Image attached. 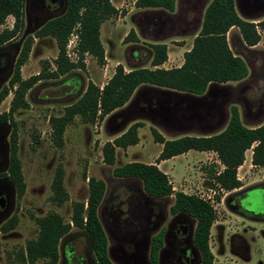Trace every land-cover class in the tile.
I'll list each match as a JSON object with an SVG mask.
<instances>
[{"label": "rangeland", "instance_id": "obj_1", "mask_svg": "<svg viewBox=\"0 0 264 264\" xmlns=\"http://www.w3.org/2000/svg\"><path fill=\"white\" fill-rule=\"evenodd\" d=\"M136 0H110L118 13L101 25V36L105 46L112 47L109 53L122 62L126 68L127 57L130 55L131 42H124L132 27V19L127 14L131 9L134 13ZM211 0H175L176 10L171 16L158 10H140L134 17L136 30L147 43L167 42L179 46L190 42L198 33L202 23L206 6ZM255 18H264V13ZM30 19V25H28ZM149 20L150 23H146ZM13 19L6 20L5 26L11 27ZM33 17H25L23 30L11 41L0 56L17 59L25 39L34 33ZM78 26L76 27L77 34ZM78 35V34H77ZM33 38V44L27 60L20 68L21 79L26 80L47 69H54V61L58 54L57 45L52 38ZM180 39H183L181 42ZM78 39L75 43L77 53L72 54L67 48L66 56L69 61L77 63ZM70 55H68V53ZM240 54L245 59L249 74L240 82L229 83L224 86L211 87L202 98H192L196 102L191 108L194 111L205 109L208 118L201 121V125L215 124V128L208 131L214 135L225 129L230 108L235 106L240 115L241 123L246 128H255L264 123V31L261 32L260 42L254 48H244ZM105 56V53H104ZM14 60V63H15ZM106 60H104V64ZM108 63V62H107ZM83 70H74L58 80H41L26 92L27 107L15 111L9 124L0 123L1 131H7V142L13 130L17 133V156L21 164L24 181V193L18 197L12 187L13 197L10 213L0 224L4 225L13 216L17 222L12 230L4 233L0 230V264H21L16 254L26 243L35 240L38 235L36 219L48 214L59 215L65 223L71 220L75 203H85L88 195V179L93 178L105 183V194L98 208V216L105 230L108 240V253L114 264H127L126 259H147L149 241L161 229H167L174 218L169 208L174 202L175 193L182 192L206 199L208 189L206 183L210 169H223L218 157L212 152L207 157L193 151L187 156H178L161 165V171L168 177L172 187V195L166 199L156 200L148 197L139 180H123L113 176L116 167L127 164L131 158L137 157L150 160L156 155L158 145L148 126L138 130L141 147L129 148L127 157L119 152L113 166L104 164L101 148L112 138L121 134L133 122L126 112L107 116L96 124L83 123L76 117L66 126L61 148L53 145L51 117H60L66 105L72 102L75 94L82 92L89 82L98 86L101 84V66L92 56L83 57ZM14 67V64H13ZM6 78L2 86L7 85ZM2 75V74H0ZM108 77V76H107ZM12 93L0 104V114L7 113ZM199 103V104H198ZM165 109V105L163 107ZM178 107L175 108L177 110ZM193 114V113H192ZM122 121V122H121ZM121 122V126L119 123ZM196 121L188 134L201 135ZM162 132H166L163 131ZM204 132V131H203ZM168 134V133H165ZM186 133L168 134L171 138L183 136ZM245 153L244 162L237 170V177L242 188L232 192L219 193L220 201L212 204L216 219L210 230L209 249L213 255L212 264H264V168H255ZM252 155V154H251ZM58 173L62 175L63 189L67 199L57 205L53 202L52 183ZM154 201L165 207V219L154 231H144L145 237L140 243L131 242L128 234H122L124 224L134 221V200ZM153 203V202H152ZM194 226L195 220L190 219ZM69 235V236H68ZM60 245V259L62 249L77 247L89 255L92 252L85 234L72 227L71 231ZM123 237H122V236ZM65 259H68L64 255ZM200 259V258H199ZM37 264H42L39 261ZM66 264V263H65Z\"/></svg>", "mask_w": 264, "mask_h": 264}, {"label": "trees", "instance_id": "obj_2", "mask_svg": "<svg viewBox=\"0 0 264 264\" xmlns=\"http://www.w3.org/2000/svg\"><path fill=\"white\" fill-rule=\"evenodd\" d=\"M23 0H0V48L10 43L22 30ZM137 9H153L169 13L175 10V0H136ZM117 9L110 0H69L64 15L47 22L34 38H52L55 40L58 54L54 69H45L38 75L26 80L21 79L20 68L27 60L33 36L23 42L15 68L8 84L0 89V104L13 94L7 113L0 114V123L9 124L12 115L19 109L27 107L26 92L41 80H58L74 70H83V57L92 56L97 63L104 65V49L100 41V27L108 19L116 16ZM14 18L12 28L5 27L6 19ZM78 26L79 60L73 63L66 56V45L72 31ZM231 28H237L247 47H255L260 42L259 31L264 30V20L257 24L241 19L235 10L234 0H211L207 5L200 30L195 35L191 49L183 56L179 68L165 70L160 68L167 60V47L163 43L149 45L151 55L149 68H134L125 72L122 65L115 68L113 76L100 89L89 82L86 88L75 94L60 117H51L53 145L61 148L66 126L78 116L83 123L102 122L115 110L123 107L141 85H149L168 91L195 96L204 95L211 87L240 82L249 74L246 62L232 53L226 35ZM124 42H138L133 30L126 35ZM142 122L131 124L123 133L107 141L101 148L104 164L113 166L116 160V149L125 150L138 144V129ZM153 142L162 145V150L155 164L139 162L127 163L116 167L113 176L123 180H139L144 193L154 199H166L173 191L168 177L157 165L161 161L186 154L189 151L213 152L217 155L223 169L215 167L208 173L207 189L218 192L215 201H220L219 190L232 192L242 188L237 177V170L244 162L245 153L251 149L253 167L264 168V123L255 128L242 125L239 111L235 106L230 108V117L224 130L209 136H182L166 141L154 128H150ZM9 166L6 176L14 185L18 197L24 193V181L21 164L17 156V133L12 131L9 137ZM89 195L85 203H75L71 220L65 223L57 214H48L36 219L38 235L35 240L26 243L16 255L21 264H58L59 243L71 231V226L82 231L92 250L94 264H114L108 254V241L98 217V208L105 194V183L93 178L88 179ZM53 202L61 205L67 194L63 189L62 175L58 173L52 183ZM174 202L169 208L171 215L182 214L195 220L193 245L198 251L201 264H212L213 255L209 249L210 230L216 219L214 208L209 202L195 195L182 192L173 194ZM17 222L13 216L2 228L6 233L12 230ZM163 231L151 240L149 252L150 264H157L158 252L162 246Z\"/></svg>", "mask_w": 264, "mask_h": 264}, {"label": "crops", "instance_id": "obj_3", "mask_svg": "<svg viewBox=\"0 0 264 264\" xmlns=\"http://www.w3.org/2000/svg\"><path fill=\"white\" fill-rule=\"evenodd\" d=\"M234 2H235L236 13L244 21L257 24L258 22L264 20V18L262 19L255 18L256 16H259L262 13H264V0H234ZM176 7L177 6L175 5V10H176ZM134 10L136 13H134L133 9H131L129 13L127 14V16L129 15L130 17L128 18L132 19L133 26L130 27V31L133 30L135 32L138 38V42L130 43L132 50L130 52V55L127 57V64H126L127 69H125L123 66L125 72H129L130 70L134 68H139V67L149 68V69L151 68L150 67L151 55L149 51L150 49L144 44V42L145 43L147 42L140 37L139 32L136 30V26L134 23V17L136 14L141 12L140 10L147 11V10H153V9H137L136 8ZM175 10L172 13H169L166 11H162V12H165L172 16L175 13ZM146 23H150L149 20H146ZM263 31L258 30V34L261 35V32ZM193 39L190 42H184L182 44H179V46H174L173 44H169L167 42H160V43L165 44L167 47V60L162 64V66H160V68L169 70V69L181 67L184 61L183 56L186 52H188L191 49ZM180 40L181 42H183V39H180ZM226 40H227V44L230 50L232 51V53L236 56H239L245 61V59L240 54V51H242L244 48H249V47H247L244 44L239 30L237 28H231L226 35ZM100 41L104 49L106 63L101 66V72H102L101 84L98 86L96 83L94 82L92 83H94L96 86L102 89V87L113 76L115 68L118 65H122V62L116 59L115 56L109 53V49L110 47H112L111 43L109 44V46L104 45L102 36H101V27H100ZM149 44H156V43L154 42V43H149ZM250 48H254V47H250ZM219 86H224V85H219ZM204 95L195 96V95H190V94H185V93L168 91V90H164L161 88L152 87L149 85H141L135 90L130 100L123 107L115 110L110 115L112 116L113 114H119L120 112H126L127 115H129L130 117L129 119H133V122H131V124L135 122H142L144 126L149 125V129L154 128L155 130H157L159 134H161V136L166 141L182 137V136H179L177 138H171L169 136H166L168 134L186 133L183 136H209L211 134H208V131H211L212 129H214L215 124L203 125V126L200 124L203 119L208 118V115H207L208 113L207 112L201 113L203 111H206L204 108L198 109V111H194L191 109L194 106V104H196V102L193 101L194 99L192 98H202ZM164 105H165V109H163ZM176 107H178L177 110H175ZM193 121L197 122L196 125L200 124V126H197V128L201 129L202 131L201 135L188 134L190 130L192 129V127L194 126V124H191ZM121 122L119 123V126H121L120 125ZM131 124H129V126ZM162 130L166 131L165 133H168V134H165L164 132H162ZM112 139L109 141H112ZM157 145L158 147H157L156 155L152 157L150 160H144L141 158L133 157L128 163L139 162L142 164H155L162 150V145L160 144H157ZM137 147H141L140 139L137 145L130 146L126 148L125 150L117 148L116 156L121 151L123 152L126 158L129 148H137ZM192 152L193 151H189L186 154H183L180 156H187L191 154ZM199 153L203 154V156L207 158L209 155L212 154V152H199ZM251 154L252 152L250 153V155H248V158L250 160H251ZM169 160L161 161L157 165L160 171H161V165L164 164L165 162H168Z\"/></svg>", "mask_w": 264, "mask_h": 264}, {"label": "flooded vegetation", "instance_id": "obj_4", "mask_svg": "<svg viewBox=\"0 0 264 264\" xmlns=\"http://www.w3.org/2000/svg\"><path fill=\"white\" fill-rule=\"evenodd\" d=\"M68 2L69 0H23V7H22L23 24L25 25V17L28 18L29 16H31L33 17L34 26L35 27L37 26V29L34 31V33L29 36H34V34L37 31H39L47 22L64 15L68 8ZM10 17L11 16H9L8 18ZM12 19L14 23V18ZM28 25H30V19ZM12 26L9 28H12ZM21 31L18 34H20ZM7 45L0 48V52L3 51V49H5L4 47H6ZM14 60H15V55L10 59H8L5 56L4 57L0 56V74H2L0 75V87L2 86L6 78H8L10 73L12 72L13 74L17 59L15 60V63ZM10 78L7 80V82H9ZM6 139H7V131L4 130L1 131L0 129V224L6 219L7 215L10 213V205L13 197V191L11 186L14 187V185L10 182V180L6 176L7 169L9 166V155H10L9 142H7ZM156 200H161V199H156ZM134 202H135V215H134L135 218H133L134 221L124 224L123 227L121 228V232L122 234L129 233L125 237H130V239H132L131 242L136 243L137 245L138 243L141 242L143 237H145L143 234L144 231H154L159 226L158 224L165 219V207L164 206L161 207L159 203H155L154 201L147 202L146 199L144 201L140 199L134 200ZM172 216L174 218L171 220L167 229H161L158 233L154 235L156 236L157 234L163 231L162 246L158 252L157 264H201V259H199L200 258L199 253L195 249L192 242L195 224L193 226L190 223L191 218L185 215L178 214ZM4 225L0 227V230ZM152 238L149 241V252H150ZM62 240L64 239H61L59 243V259H60V245L63 242ZM77 245L78 246L74 248L67 247L66 250L64 248L62 249L63 250L61 254V257L63 258L62 261H66L65 262L66 264H94L93 255L91 259L89 255H86L87 253L84 254L83 250L81 252V250L79 249L81 247L80 244ZM89 247L91 250L90 244ZM149 252L147 259H126L125 261L127 262V264H150ZM64 255H66L68 259H65ZM110 260L112 261L111 258Z\"/></svg>", "mask_w": 264, "mask_h": 264}, {"label": "built area", "instance_id": "obj_5", "mask_svg": "<svg viewBox=\"0 0 264 264\" xmlns=\"http://www.w3.org/2000/svg\"><path fill=\"white\" fill-rule=\"evenodd\" d=\"M75 32H76V29H74L72 31V33L70 34V36L68 38L67 45H66V48L69 50V52L72 51V54L77 53L76 50H75V43L77 42L78 35ZM68 55H70V54L68 53ZM207 191H208L207 198L206 199L202 198V199L207 201V202H209V204L212 206V204L215 201V196L218 195V192L215 189H213V188H208ZM222 191L223 190H221V189L219 190V192H222ZM171 196H173V195H171Z\"/></svg>", "mask_w": 264, "mask_h": 264}]
</instances>
